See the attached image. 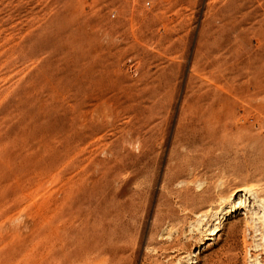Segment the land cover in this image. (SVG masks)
Returning <instances> with one entry per match:
<instances>
[{
	"label": "rangeland",
	"instance_id": "rangeland-1",
	"mask_svg": "<svg viewBox=\"0 0 264 264\" xmlns=\"http://www.w3.org/2000/svg\"><path fill=\"white\" fill-rule=\"evenodd\" d=\"M0 264H264V0H0Z\"/></svg>",
	"mask_w": 264,
	"mask_h": 264
},
{
	"label": "bare ground",
	"instance_id": "bare-ground-1",
	"mask_svg": "<svg viewBox=\"0 0 264 264\" xmlns=\"http://www.w3.org/2000/svg\"><path fill=\"white\" fill-rule=\"evenodd\" d=\"M210 198V197H209ZM211 200V199H210ZM212 201V200H211ZM109 203V202H108ZM111 203H112V201H111ZM110 204V203H109ZM174 206V205H173ZM190 206V205H189ZM195 206V205H194ZM211 206V205H210ZM177 208V207H176ZM185 210V209H184ZM195 212V211H194ZM198 212V211H197ZM199 213V212H198ZM200 213H201V211H200ZM197 215V214H196ZM201 216V215H200ZM202 216H203V214H202ZM204 217V216H203ZM177 218H179V217H177ZM167 219V218H166ZM173 220V219H172ZM168 221V220H167ZM167 221H166V223H167ZM174 221V220H173ZM172 221V222H173ZM180 221V220H179ZM168 223H170V222H168ZM169 225V224H168ZM187 225V224H186ZM175 227V226H174ZM173 227V228H174ZM219 228V227H218ZM95 229V228H94ZM168 229V228H167ZM180 231V230H179ZM216 231V230H215ZM176 232H177V230H176ZM161 233V232H160ZM183 234V233H182ZM172 235V234H171ZM154 236V235H153ZM184 236V235H183ZM170 237V236H169ZM174 240H176V239H174ZM179 240V239H178ZM199 241V240H198ZM174 243V242H173ZM170 246V245H169ZM153 247V246H152ZM105 253V252H104ZM114 254V253H113ZM112 258V257H111ZM151 260V259H150Z\"/></svg>",
	"mask_w": 264,
	"mask_h": 264
}]
</instances>
